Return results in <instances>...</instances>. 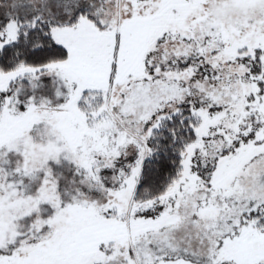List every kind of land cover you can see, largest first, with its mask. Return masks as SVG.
Wrapping results in <instances>:
<instances>
[{"label": "snow or ice", "instance_id": "snow-or-ice-1", "mask_svg": "<svg viewBox=\"0 0 264 264\" xmlns=\"http://www.w3.org/2000/svg\"><path fill=\"white\" fill-rule=\"evenodd\" d=\"M0 264H264V0H0Z\"/></svg>", "mask_w": 264, "mask_h": 264}]
</instances>
